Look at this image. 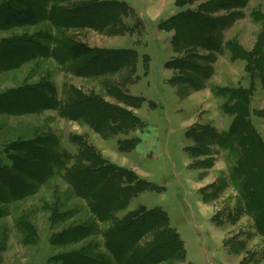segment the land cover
I'll return each instance as SVG.
<instances>
[{
    "label": "rangeland",
    "instance_id": "374dc122",
    "mask_svg": "<svg viewBox=\"0 0 264 264\" xmlns=\"http://www.w3.org/2000/svg\"><path fill=\"white\" fill-rule=\"evenodd\" d=\"M115 1L118 25L68 29L50 13L92 0H0V264H264L245 198L264 171L248 156L264 155V0ZM27 3L38 19L14 15ZM91 162L121 208L79 191Z\"/></svg>",
    "mask_w": 264,
    "mask_h": 264
},
{
    "label": "trees",
    "instance_id": "16d2710c",
    "mask_svg": "<svg viewBox=\"0 0 264 264\" xmlns=\"http://www.w3.org/2000/svg\"><path fill=\"white\" fill-rule=\"evenodd\" d=\"M92 1H93L92 3L80 2L77 5H75L76 3H74V5L69 4L66 8H59L57 9L56 12L50 13L49 18H51V21L57 27H66L68 29L85 28V27L104 29L109 26L114 27V25L116 24L118 25L120 22L119 20L120 13L125 12L128 9V5L122 1H115V0H92ZM26 7H28L27 12L21 9L19 10L20 12L14 11L15 13L14 15L18 16V14H24L25 18L31 21L38 19V15L36 13H32V10L34 9L35 6L32 7V4L27 3ZM16 12L18 13L16 14ZM109 29H114V28H109ZM69 49L70 50L73 49L74 51V48L72 46H70ZM256 139H257L258 147L261 148V142L257 136H256ZM251 144H252L251 146H253L254 143H251ZM28 148L29 150H27L26 152L29 157L27 158L35 159V161L36 160L39 161V159H37L35 154L41 152L40 149H38L37 147H33V145L29 146ZM250 152L251 153H249L248 156L250 157V154H251V159H253L255 162L258 163V166H259L258 168L263 169L264 168V155L262 156L260 153H256L254 156H252L255 153V149L253 147H251ZM47 153H50V152H47ZM47 156H50V155H47ZM37 164L39 165V162ZM38 165H37V169L35 170L23 168L22 174L28 175L31 172L39 173L40 170H38L39 169ZM101 165L102 163L99 162L94 166H101ZM82 166H86V165H82ZM94 166L92 165V162H91V167L83 168L77 175L76 179L84 178L88 181V182H84L88 184V186L86 187L82 185L81 187H79L76 184L78 186V189L81 188L79 191L86 198H91V197L94 198L95 200L94 202H96V199L101 198L102 202L100 205H97L94 202L91 204V207H93L94 211L100 215L106 207H110V209H116V210L121 208V206L123 205L122 200L124 199L126 195V191L120 188V186H117L116 183L112 181V176H110L111 169L108 170V168L103 167V166L95 168ZM253 166H255L254 163H253ZM252 176L254 177V182L257 184H253L249 189L245 190V198L247 199L249 206L254 204L253 207L255 211H257V221L259 224V228L264 232V186H263L264 171H261L259 176H256L255 173H253ZM104 181H106L108 184L111 185V191L109 192L110 193L109 196L105 195V192H106L105 187H108V186H102L98 184L99 182L104 183ZM132 182H134V180H132ZM23 185H26V184H23ZM135 222H133L129 218L126 222H124L119 227L118 231H121V232L133 231L134 229H136V227H134ZM139 222H141V226H139L137 230H142V233L148 234L149 230L153 229L152 227L148 228V226L151 223L150 221H147L145 219ZM157 238H158V243L160 242L159 245L165 246L164 247L165 250L163 252L164 254H167V256L170 255L168 253V250L170 249L175 251V247H174L175 244L172 243V241L176 240V235L173 234L169 229L159 232V236ZM169 243H171L172 245H167V246L165 245ZM116 249H117V246H116Z\"/></svg>",
    "mask_w": 264,
    "mask_h": 264
}]
</instances>
